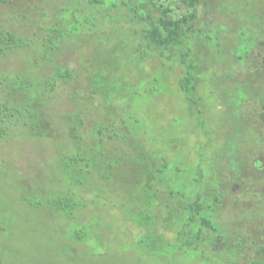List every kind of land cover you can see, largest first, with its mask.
Instances as JSON below:
<instances>
[{
	"label": "trees",
	"instance_id": "obj_1",
	"mask_svg": "<svg viewBox=\"0 0 264 264\" xmlns=\"http://www.w3.org/2000/svg\"><path fill=\"white\" fill-rule=\"evenodd\" d=\"M218 1L216 14L203 21L199 7L209 0H68L46 15L44 35L37 45L47 55L63 52L64 46L92 42L90 56L82 59L81 69L55 63L48 77L12 78L6 84L10 97L0 100V138L15 129L27 132L28 126H39L44 98L60 81L68 84L69 96L76 104V110L64 117L71 148L63 156L62 167L69 188L58 191L52 205L70 210L68 216L74 218L78 207L84 212V208L100 201L105 204L107 186L117 181L115 168L136 167L142 198L152 201L157 209L154 216L158 219L151 227L148 222L140 224L145 236L179 249H209L215 255L226 252L231 256L226 261L238 264L247 244L240 220L246 218L245 210L260 214L259 202L264 201V131L243 120L241 131L247 129L250 136L230 145L214 140L205 122H199L204 136L196 147V165L190 170L186 161L173 160L180 142L171 140L164 145L150 139L147 130L134 131L130 95L125 90L137 81L119 78L120 66L112 65L122 58L133 65L144 64L152 57H158L161 65L169 61V74L174 78L171 70H178L179 87L200 114L202 92L210 80L220 85L249 84L252 91H248L249 99L241 100V106L254 99L261 106L258 114L264 121V92L261 84L255 83L264 68V0ZM225 2H230L232 11L223 9ZM231 34L233 45H243L241 56L224 43ZM30 44L16 32L0 34L2 54ZM210 47L221 58L212 56ZM108 56L110 61L104 59ZM247 59L253 60L256 72L249 78L236 79L231 60L244 63ZM223 64L229 67L223 68ZM139 72L151 78L143 70ZM119 81L124 89L118 86ZM168 149L172 155L166 153ZM88 189L95 191V197L83 196ZM109 190L113 189L109 186ZM231 198L244 201L245 206L232 214L227 225L224 217L229 208L239 204H232ZM256 226L259 224L250 227L258 230ZM254 264L262 262L255 260Z\"/></svg>",
	"mask_w": 264,
	"mask_h": 264
},
{
	"label": "rangeland",
	"instance_id": "obj_2",
	"mask_svg": "<svg viewBox=\"0 0 264 264\" xmlns=\"http://www.w3.org/2000/svg\"><path fill=\"white\" fill-rule=\"evenodd\" d=\"M67 1L0 2V34L10 30L31 43L25 48L0 53V100L10 97L6 84L15 76L44 78L52 73L55 63L81 69L82 59L89 58L92 42L76 47L64 46L63 52L47 55L37 45L44 35L42 26L47 21L46 15ZM209 1L199 7L203 21L216 14L219 1ZM229 3H224L225 11H232ZM234 40L231 34L224 43L233 54L241 56L243 45H233ZM210 50L212 56L221 58L213 47ZM105 58L111 60L109 56ZM116 61L112 65L120 66L119 78L131 77L137 81L125 90L130 95L134 131L147 130L150 139L160 140L164 145L171 140L180 142V149L175 151L173 159L175 163L186 161L190 170L196 165V147L204 136L199 122H205L214 140L230 145L250 136L247 129L241 131L243 120L264 131V121L258 114L261 106L254 99L241 106V100L249 99L252 91L249 84L220 85L210 80L199 103L203 110L201 115L181 91L178 70H171L174 78L169 74V61L168 65L165 62L161 65L158 57L138 65L123 58ZM231 65L236 79L249 78L256 72L252 59L244 63L231 60ZM222 67L229 66L223 64ZM139 70L151 78L142 77ZM170 77L173 79L168 82ZM255 80L264 92V68ZM117 84L124 89L121 81ZM70 88L60 81L56 90L44 98L39 126H28L27 132L15 129L8 137L0 138V264H229L226 260L231 256L226 252L215 255L209 249H179L176 245L154 242L144 235L145 230L140 224L148 222L151 227L158 217L154 216L155 204L142 198V183L136 167L115 168L117 181L107 186L105 204L100 201L84 208L87 210L84 212L78 207L74 210V218L68 216L70 210H58L52 205L58 191L69 188L62 160L71 148L64 117L76 110V104L69 96ZM166 153L172 155L169 149ZM83 196L91 199L95 197V191L88 189ZM239 200L231 198V203H239ZM243 203L229 208L224 217L225 224L229 225L232 214L243 209ZM259 203L260 214L245 210L247 216L242 218L243 222L240 220L247 244L237 259L238 264H254L255 260L264 264V201ZM256 224H259L258 230H252Z\"/></svg>",
	"mask_w": 264,
	"mask_h": 264
}]
</instances>
